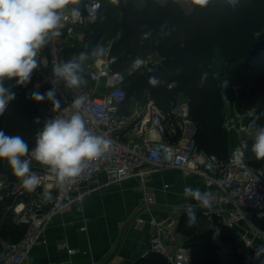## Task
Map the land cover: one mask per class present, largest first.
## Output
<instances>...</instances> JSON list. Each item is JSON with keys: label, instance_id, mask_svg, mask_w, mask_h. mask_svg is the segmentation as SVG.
Wrapping results in <instances>:
<instances>
[{"label": "built area", "instance_id": "2783aa9c", "mask_svg": "<svg viewBox=\"0 0 264 264\" xmlns=\"http://www.w3.org/2000/svg\"><path fill=\"white\" fill-rule=\"evenodd\" d=\"M105 1L116 2L80 0L76 6L81 17L76 21L66 13L61 35L40 51L38 59H46L47 66L41 65L33 72V90L39 84L40 92L47 91L52 87L49 82L52 66L77 56L79 53L75 50L87 48L86 29L97 22ZM111 45L105 48L106 55L90 57L83 65L85 85L78 89H64L63 86L59 89L65 110L71 109L74 98L85 97L88 127L112 141L110 150L89 162L74 183L64 188L58 187L55 177L35 161L31 170L41 178L35 191L26 190L18 178L0 177V224L10 218V222L12 219L24 229L17 241L0 237L1 264H21L33 247L46 243L45 231L54 216L80 203L93 191L128 178H135L138 190L143 193L138 209L149 215V252L161 256L166 264H192L190 248L178 230L183 213L170 209L159 217L151 215L155 199L149 195L146 180L153 174L173 170L188 172L205 186L218 190L212 208L204 212L207 217L205 230L209 232L213 253L221 259L226 255L227 246L222 237V230L226 228L234 231L242 242L245 264L264 262V255L255 258L256 249L264 246V167H253L247 161L248 143L254 140L255 134L248 122L255 118L256 106L239 112L231 101L223 128L234 136V143L227 157L219 159L198 148L196 124L185 98L178 97L162 109L148 94L140 98L128 97L127 78L159 62L146 54L136 56L123 66L119 58L111 54ZM172 86L170 83L167 87ZM228 100L227 97L224 103L228 104ZM51 109L48 101L40 107L41 123L35 134L46 119L62 114L53 113ZM101 173L105 177L103 183L96 181ZM45 193L51 194V201L45 200ZM144 222L140 216L134 219L135 226Z\"/></svg>", "mask_w": 264, "mask_h": 264}, {"label": "trees", "instance_id": "16d2710c", "mask_svg": "<svg viewBox=\"0 0 264 264\" xmlns=\"http://www.w3.org/2000/svg\"><path fill=\"white\" fill-rule=\"evenodd\" d=\"M119 12L121 15L117 19ZM104 35L107 39L117 37L111 45V54L117 56L123 66L143 53L154 51L162 56L161 67H145L127 78L128 97L140 98L148 94L165 109L182 94L196 124L195 142L206 153L224 159L230 145V134L223 128V88L213 71L217 55L228 62L239 60L233 72L234 83L238 86L235 109L245 112L258 107L255 118L248 122L250 128L264 121V0H209L207 6L192 5L188 12L174 1L161 4L144 0L141 7L133 0L105 1L97 22L86 29V38L90 42L81 52L90 53L95 40ZM205 72L208 75L201 84ZM152 76L159 78V85L149 84ZM32 83V78L26 86L6 81V86L12 87L16 95L9 108L0 115V130L8 135H21L30 148L34 146L35 129L41 123L39 109L45 103L28 98L34 91ZM170 83L173 86L168 89ZM37 117L39 124L34 122ZM250 155L247 161L251 166L258 167L264 162L256 159L251 151ZM4 176L17 179L7 162L0 160V177ZM5 221L0 227V236L19 240L24 229L12 223V219L10 222V218ZM186 224L187 214H182L178 229L186 237L192 264H245L243 245L234 231L222 230L227 253L221 259L213 253L209 232L198 229L196 223L190 228ZM235 240L240 241V246ZM151 254L154 259H149L155 262L153 264H166L161 256Z\"/></svg>", "mask_w": 264, "mask_h": 264}, {"label": "clouds", "instance_id": "9594fccd", "mask_svg": "<svg viewBox=\"0 0 264 264\" xmlns=\"http://www.w3.org/2000/svg\"><path fill=\"white\" fill-rule=\"evenodd\" d=\"M80 0H0V115H3L9 104L15 99L12 87L26 86L32 74L41 65L47 66L46 59H38L41 49L54 38L61 35L65 26L66 13L76 21L81 17ZM209 0H191L194 7L203 8ZM69 5H72L69 8ZM99 7V5H96ZM147 35V34H146ZM106 55L103 46H96L89 52H80L67 61H59L52 66V85L47 91L36 90L29 94L36 103L48 101L53 113H62L46 119L36 132L34 146L21 135H8L0 130V160L7 162L13 175L18 178L29 192L35 191L41 178L31 170L33 161L46 168L54 177L57 186L64 188L78 178L88 163L101 158L112 145L104 135L90 130L84 110L85 97L74 98L70 110L62 109L64 97L59 94L60 86L64 89H78L86 84L83 76V65L90 57ZM203 73L200 83L207 78ZM153 87L160 84L156 76L149 78ZM122 95V94H121ZM39 124L40 119L34 120ZM251 152L256 159L264 160V126L257 127ZM45 200L52 196L45 193ZM183 196L195 201L199 208L210 209L216 194L210 190L202 191L199 187L186 186ZM187 227L196 223V209L192 205L186 208ZM264 255V246L256 249L255 258ZM264 264V262H262Z\"/></svg>", "mask_w": 264, "mask_h": 264}, {"label": "crops", "instance_id": "0c3cea01", "mask_svg": "<svg viewBox=\"0 0 264 264\" xmlns=\"http://www.w3.org/2000/svg\"><path fill=\"white\" fill-rule=\"evenodd\" d=\"M153 1L161 4L174 1L177 5L185 2L184 0ZM187 2L189 5L183 9L184 12L190 11L192 7L191 0ZM85 39L87 46V38L85 37ZM81 51L82 49L75 50L77 53ZM235 67L229 72L226 67L220 73V77H217L223 88V93L230 100H228V104L223 102L225 111L229 110L231 101H234L235 97L236 84L233 79ZM229 138L230 151L234 143V136L229 135ZM104 180L105 177L102 173L96 179L100 183H103ZM164 185H167V188L164 189ZM186 186L199 187L202 191L214 190L215 193L218 192L215 187L205 186L200 179L185 171L173 170L153 174L146 180V187L150 191L149 195L155 199L151 215L159 217L166 210H181L183 208L181 204L186 199L183 196V189ZM142 197L143 193L138 190V181L135 178L124 179L117 184L93 191L85 196L80 203L66 207L54 216L45 231L46 243L33 247L21 264L155 263L149 259V257L154 259L149 252L150 227L147 223L149 215L138 209ZM188 203L194 205V208L199 207L190 198H188ZM201 210L197 209V212ZM137 216L144 218L145 222L135 226L134 219ZM5 222H2L0 227ZM196 224L198 226V223ZM82 227L84 229L80 230ZM198 229L200 228L198 227ZM180 233L183 240L186 241L185 235ZM0 237L2 238V236Z\"/></svg>", "mask_w": 264, "mask_h": 264}, {"label": "rangeland", "instance_id": "374dc122", "mask_svg": "<svg viewBox=\"0 0 264 264\" xmlns=\"http://www.w3.org/2000/svg\"><path fill=\"white\" fill-rule=\"evenodd\" d=\"M185 2H182L181 3V5L180 4H178V7H183V8H181L182 10L183 9H186L187 7H188V0H184ZM133 2L136 4V5H138V6H143V3H144V0H133ZM115 3V2H114ZM106 9L104 8V10H103V12H102V14L104 13V11H105ZM120 15H121V13L119 12V17H117V19H119L120 18ZM117 38V37H116ZM116 38H106V36L104 35V36H102L101 38H99V39H97V40H95V45H94V47H96V46H103L104 48H106V47H108V45L110 46V43H113L114 41H116ZM90 42V40H87V44ZM146 54H149L150 56H151V58H152V56H153V59L154 60H156V62L158 61L159 62V64H157V66H159V67H161L162 66V63H161V61H163L162 60V56L160 55V54H157V52H154V51H151V52H148V53H143V54H141V55H145L146 56ZM219 56V57H218ZM238 61L239 60H233V61H230V62H228V61H225V59H222L221 57H220V55H217L216 56V58L214 59V63H213V71H214V76L217 78V77H220V73H222L223 71H224V69L227 67L228 68V72L229 71H231V70H233V67L234 66H236L237 65V63H238ZM237 88H238V86H236L235 85V88H234V92H235V94H234V96L236 95V90H237ZM179 97H182V98H184L183 96H182V94H180L179 95ZM227 99V97H226V95L223 93V95H222V101L224 102L225 100ZM12 104V102L9 104V106ZM9 106H8V108H9ZM7 108V109H8ZM258 110V107H256V111ZM225 113H226V111H225ZM257 126H254L252 129L254 130V132H255V130H256V128L257 127H260V126H264V121L263 122H260V123H258V124H256ZM253 142H254V140H253ZM252 142V143H253ZM228 151H229V148H228ZM250 151H251V146L250 147H248V153H247V157L249 158L251 155H250ZM258 166H260V167H264V162L263 163H261V164H258ZM213 190V189H212ZM213 193H215L214 192V190L212 191ZM215 194H217V192L215 193ZM187 201V202H186ZM182 206H183V208L182 209H186L187 208V206L188 205H192V204H189L188 203V199L186 200L185 199V202L184 203H182L181 204ZM193 207H194V205H193ZM182 209L180 210V211H182ZM195 209H196V223H198V227L200 228V229H205V227H206V220H207V217L205 216V214H204V212H205V210L203 211V210H201V208H196L195 207ZM197 209H200L201 211H198L197 212ZM183 210V213H185V214H187L186 213V210L184 211ZM257 224V223H256ZM5 236V235H4ZM6 237V236H5ZM8 238H10L9 236H7ZM240 241H238V240H235V243H237L239 246H240V243H239ZM238 254H240V253H238Z\"/></svg>", "mask_w": 264, "mask_h": 264}]
</instances>
